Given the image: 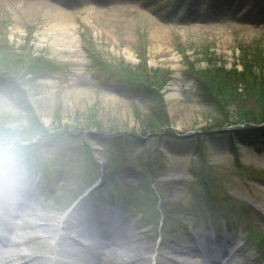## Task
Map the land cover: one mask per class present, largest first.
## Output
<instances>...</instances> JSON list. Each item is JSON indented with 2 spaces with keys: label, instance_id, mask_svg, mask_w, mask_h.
I'll list each match as a JSON object with an SVG mask.
<instances>
[{
  "label": "rangeland",
  "instance_id": "rangeland-1",
  "mask_svg": "<svg viewBox=\"0 0 264 264\" xmlns=\"http://www.w3.org/2000/svg\"><path fill=\"white\" fill-rule=\"evenodd\" d=\"M14 117L38 138L36 210L88 196L154 248L218 229L264 264V0H0Z\"/></svg>",
  "mask_w": 264,
  "mask_h": 264
},
{
  "label": "bare ground",
  "instance_id": "bare-ground-1",
  "mask_svg": "<svg viewBox=\"0 0 264 264\" xmlns=\"http://www.w3.org/2000/svg\"><path fill=\"white\" fill-rule=\"evenodd\" d=\"M36 190L29 186L24 200L0 201V264H220L229 253L224 247L233 248V238L216 229L182 233L155 249L145 232L109 211L86 210L66 218L40 212L32 204ZM227 259L222 264H259L247 248Z\"/></svg>",
  "mask_w": 264,
  "mask_h": 264
},
{
  "label": "clouds",
  "instance_id": "clouds-1",
  "mask_svg": "<svg viewBox=\"0 0 264 264\" xmlns=\"http://www.w3.org/2000/svg\"><path fill=\"white\" fill-rule=\"evenodd\" d=\"M37 144L23 118L0 123V201L19 199L32 183Z\"/></svg>",
  "mask_w": 264,
  "mask_h": 264
},
{
  "label": "trees",
  "instance_id": "trees-1",
  "mask_svg": "<svg viewBox=\"0 0 264 264\" xmlns=\"http://www.w3.org/2000/svg\"><path fill=\"white\" fill-rule=\"evenodd\" d=\"M12 51H15V50H12ZM10 52H11V51H10ZM245 68H246V67H245ZM244 71H248V69L246 68V69H244ZM244 71H243V73H244ZM243 73H242V74H243ZM247 119H248V118H246V120H247ZM244 120H245V119H244ZM247 122L250 123V122H251L250 119H249V121H247Z\"/></svg>",
  "mask_w": 264,
  "mask_h": 264
}]
</instances>
